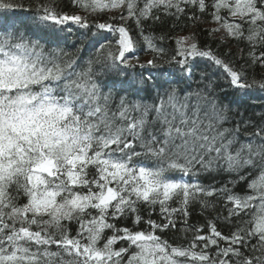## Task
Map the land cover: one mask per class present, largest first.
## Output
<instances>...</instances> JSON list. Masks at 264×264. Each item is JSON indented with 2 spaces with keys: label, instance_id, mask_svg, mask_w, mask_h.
<instances>
[{
  "label": "snow or ice",
  "instance_id": "obj_1",
  "mask_svg": "<svg viewBox=\"0 0 264 264\" xmlns=\"http://www.w3.org/2000/svg\"><path fill=\"white\" fill-rule=\"evenodd\" d=\"M70 5L0 0V264H264V112L218 90L264 91L247 70L264 69V0ZM185 15L236 41L239 60L195 33L165 60L146 26ZM73 25L112 38L85 58L63 46ZM164 63L177 72L127 71Z\"/></svg>",
  "mask_w": 264,
  "mask_h": 264
},
{
  "label": "trees",
  "instance_id": "obj_2",
  "mask_svg": "<svg viewBox=\"0 0 264 264\" xmlns=\"http://www.w3.org/2000/svg\"><path fill=\"white\" fill-rule=\"evenodd\" d=\"M60 7L64 11L74 12L79 11L78 9H74L70 5V0H58ZM11 15V13H8ZM84 14V13H80ZM112 15V13H105L101 17H90L89 23L93 24L96 22H104L107 20V17ZM131 23V22H130ZM216 27L215 24L210 23L208 18H204L203 22L194 23L191 19L188 18L187 15L182 16L179 20H176L173 17L164 18L163 22H157L155 24H151V26H146L145 34L151 32L156 37L163 35L165 39L163 41L156 40L155 43L165 48V56L164 59H168L173 53L176 48L175 39L186 36L189 33H195L197 41L199 42L201 47L211 46V48L217 52V54H223L229 49L234 53L233 56L229 57V59L239 60L237 53V42L234 40H230L227 38V34L225 32H219L214 35H209L207 29ZM73 32L71 35H64L63 39V46L66 47L68 50H74V46L84 45V56L85 58L92 52L95 51V48L90 44V41H93L96 46L99 43H104L103 39H100V36H107L108 39H111V34L106 32L98 33L96 37L92 36V32L96 30L93 28L91 30L87 29H79L75 25L72 26ZM133 35L138 41L137 45V56H139L140 63H145L147 60L152 59L154 53L147 50L146 45L144 44L143 40L140 38L139 33L135 30L133 26ZM239 47H244V45H239ZM195 64L198 65V68L204 67V61L200 58H196L193 61ZM243 63V61H239ZM163 63V61H161ZM249 79L251 80L253 76L259 79L261 74L264 73V69H261L257 66L254 70L252 68H248ZM129 74H139L143 72L145 76L149 72L163 75V74H175L177 69L175 65L169 66L168 64L164 63L163 67L160 68H144L141 69L139 67L135 69L127 70ZM198 71V69H194V72ZM110 79L117 80L119 78L112 76ZM222 89L221 96L224 99L225 103L232 102L233 107H239L242 112H245L246 115L252 114H259L264 112V91L259 89H251L249 90L248 95H243L241 90H236L232 88L225 79H220L218 81V90ZM198 209L193 211L192 222L199 221L200 223H204V217L199 216L197 214ZM214 215V214H213ZM227 231V229H225ZM167 238L180 240L182 238V233H167Z\"/></svg>",
  "mask_w": 264,
  "mask_h": 264
}]
</instances>
